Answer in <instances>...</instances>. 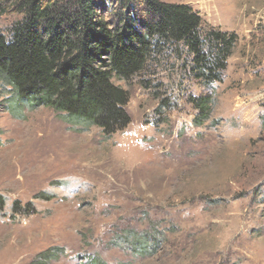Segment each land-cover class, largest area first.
<instances>
[{
	"label": "rangeland",
	"instance_id": "374dc122",
	"mask_svg": "<svg viewBox=\"0 0 264 264\" xmlns=\"http://www.w3.org/2000/svg\"><path fill=\"white\" fill-rule=\"evenodd\" d=\"M162 1L237 36L221 81L197 80L185 54L157 57L115 81L131 123L110 138L43 107L12 114L0 88V264H264V0ZM19 19L0 16V33ZM206 95L213 112L197 126L189 98ZM23 140L44 160L39 173H17ZM145 236L147 253L134 251Z\"/></svg>",
	"mask_w": 264,
	"mask_h": 264
},
{
	"label": "trees",
	"instance_id": "16d2710c",
	"mask_svg": "<svg viewBox=\"0 0 264 264\" xmlns=\"http://www.w3.org/2000/svg\"><path fill=\"white\" fill-rule=\"evenodd\" d=\"M9 14L20 16L8 36L0 33V88L11 94L9 112L51 109L77 132L97 127L105 138L131 123L129 93L115 81L131 82L171 51L187 55L192 75L211 85L221 81L237 40L235 34L205 31L190 5L162 0H0V16ZM189 101L198 112L194 124L203 125L213 98ZM5 206L0 195V213ZM151 241L135 238L133 250L146 254ZM61 254L50 250L39 261ZM86 264L105 263L93 258Z\"/></svg>",
	"mask_w": 264,
	"mask_h": 264
},
{
	"label": "bare ground",
	"instance_id": "6f19581e",
	"mask_svg": "<svg viewBox=\"0 0 264 264\" xmlns=\"http://www.w3.org/2000/svg\"><path fill=\"white\" fill-rule=\"evenodd\" d=\"M21 142H22V144L18 147V150L15 149L16 150V152H15L16 154H15V157L13 158V159H15V161L17 163V168H18L17 173L21 174L20 172L25 170V169H28V170H31V171L41 170L42 168H41V165L39 164V160L40 159H39V156L36 155V153L39 152V151H37V149L34 148V144L33 143H31L29 141L27 142V140L26 141L23 140ZM42 161L44 162V160H42ZM47 163H48V160L46 162V165H47ZM52 165L56 166L57 164L55 165V164L52 163ZM45 168H46V166H45ZM37 173H39V172L37 171ZM9 175L12 176L14 174L11 175V173H10Z\"/></svg>",
	"mask_w": 264,
	"mask_h": 264
}]
</instances>
